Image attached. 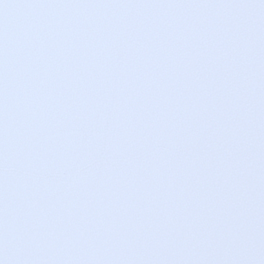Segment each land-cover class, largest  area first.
<instances>
[{
	"label": "snow or ice",
	"instance_id": "1",
	"mask_svg": "<svg viewBox=\"0 0 264 264\" xmlns=\"http://www.w3.org/2000/svg\"><path fill=\"white\" fill-rule=\"evenodd\" d=\"M0 264H264V0H0Z\"/></svg>",
	"mask_w": 264,
	"mask_h": 264
}]
</instances>
